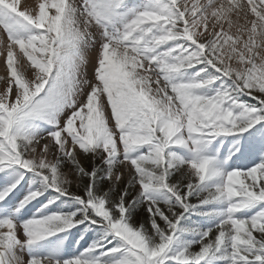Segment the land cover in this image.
Masks as SVG:
<instances>
[{
  "label": "snow or ice",
  "instance_id": "obj_1",
  "mask_svg": "<svg viewBox=\"0 0 264 264\" xmlns=\"http://www.w3.org/2000/svg\"><path fill=\"white\" fill-rule=\"evenodd\" d=\"M0 29V264H264V0H0Z\"/></svg>",
  "mask_w": 264,
  "mask_h": 264
},
{
  "label": "rangeland",
  "instance_id": "obj_2",
  "mask_svg": "<svg viewBox=\"0 0 264 264\" xmlns=\"http://www.w3.org/2000/svg\"><path fill=\"white\" fill-rule=\"evenodd\" d=\"M93 31H95V29ZM0 34H1V37H3L4 40L6 41V36H5V34H4V32H3L2 29H0ZM96 52H97V49L94 48L92 50V52L90 53L91 63L89 64L88 69H87V74H88V78L89 79H92L93 67H94V63H95ZM1 60L3 62V57H1ZM2 67L5 70L4 63H2ZM4 75H5V73H4ZM3 87H4V85L2 83H0V90H3Z\"/></svg>",
  "mask_w": 264,
  "mask_h": 264
},
{
  "label": "bare ground",
  "instance_id": "obj_3",
  "mask_svg": "<svg viewBox=\"0 0 264 264\" xmlns=\"http://www.w3.org/2000/svg\"><path fill=\"white\" fill-rule=\"evenodd\" d=\"M26 2L28 3V4H34V2H35V0H26ZM22 3H24V0H22ZM0 40H4V38L3 37H1V34H0ZM2 60H1V57H0V75H4V73H5V70H4V68L2 67Z\"/></svg>",
  "mask_w": 264,
  "mask_h": 264
}]
</instances>
